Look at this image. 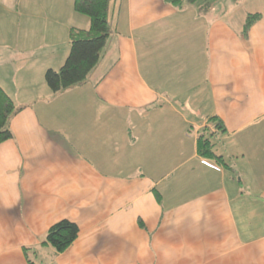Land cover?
<instances>
[{"label":"crops","instance_id":"1","mask_svg":"<svg viewBox=\"0 0 264 264\" xmlns=\"http://www.w3.org/2000/svg\"><path fill=\"white\" fill-rule=\"evenodd\" d=\"M109 21L86 82L53 93L45 71L89 18L0 0V85L21 107L0 144V264H264V0H110ZM204 129L224 163L199 155ZM63 219L79 234L56 253Z\"/></svg>","mask_w":264,"mask_h":264},{"label":"trees","instance_id":"2","mask_svg":"<svg viewBox=\"0 0 264 264\" xmlns=\"http://www.w3.org/2000/svg\"><path fill=\"white\" fill-rule=\"evenodd\" d=\"M169 4L180 7L195 5L198 10H207L211 0H166ZM110 0H73V8L77 13L89 18L88 29L71 28L69 31V53L58 69H47L44 80L51 92L57 93L74 85L83 84L89 74L97 66L101 55L109 41L112 28L109 21ZM260 12L248 13L244 22V32L262 16ZM21 107L14 104L12 98L0 85V144L12 137L10 119ZM209 122L214 124L218 131H224L222 121L212 116ZM213 134L202 130L197 137L198 153L202 157L214 159L224 163L221 156L213 151ZM79 227L70 220H60L54 223L46 232L44 244L50 245L56 253L65 251L78 237ZM27 254V249H24ZM28 263L33 260L28 258Z\"/></svg>","mask_w":264,"mask_h":264},{"label":"rangeland","instance_id":"3","mask_svg":"<svg viewBox=\"0 0 264 264\" xmlns=\"http://www.w3.org/2000/svg\"><path fill=\"white\" fill-rule=\"evenodd\" d=\"M233 6V5H232ZM232 8H235L234 6L232 7ZM237 9H238V7H236V9H234L233 11H232V20L234 21V23H236V21H237V18H238V12H237ZM234 14V15H233ZM236 20V21H235ZM63 65V64H62ZM218 145V147L217 146H215L214 148H215V150L216 151H220V149H221V145L218 143L217 144Z\"/></svg>","mask_w":264,"mask_h":264}]
</instances>
